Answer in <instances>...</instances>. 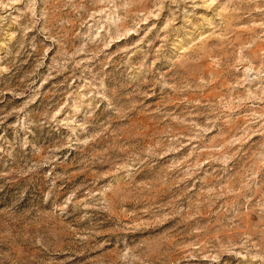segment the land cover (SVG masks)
I'll use <instances>...</instances> for the list:
<instances>
[{"label": "rangeland", "instance_id": "1", "mask_svg": "<svg viewBox=\"0 0 264 264\" xmlns=\"http://www.w3.org/2000/svg\"><path fill=\"white\" fill-rule=\"evenodd\" d=\"M0 264H264V0H0Z\"/></svg>", "mask_w": 264, "mask_h": 264}]
</instances>
